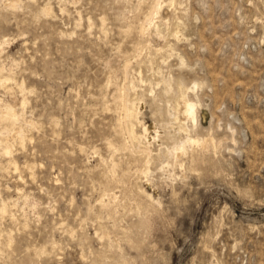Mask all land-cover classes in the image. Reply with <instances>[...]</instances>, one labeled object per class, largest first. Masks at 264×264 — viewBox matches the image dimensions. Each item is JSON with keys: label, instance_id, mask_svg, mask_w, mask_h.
Wrapping results in <instances>:
<instances>
[{"label": "rangeland", "instance_id": "rangeland-1", "mask_svg": "<svg viewBox=\"0 0 264 264\" xmlns=\"http://www.w3.org/2000/svg\"><path fill=\"white\" fill-rule=\"evenodd\" d=\"M8 1L0 264H264V0Z\"/></svg>", "mask_w": 264, "mask_h": 264}, {"label": "bare ground", "instance_id": "bare-ground-1", "mask_svg": "<svg viewBox=\"0 0 264 264\" xmlns=\"http://www.w3.org/2000/svg\"><path fill=\"white\" fill-rule=\"evenodd\" d=\"M154 2V1H153ZM18 3V0H9L7 2V4L9 5H17ZM155 3V2H154ZM158 4H160L159 0L156 1V4H155V8H157L156 6H158ZM47 4H44V8H43V11H48V10H51L49 5ZM153 7V6H152ZM154 11H157L154 10ZM151 13V12H150ZM155 14V13H154ZM148 15V13H147ZM151 15L149 14V16H147V18L145 19V22L146 20H150L151 19ZM154 17V16H153ZM153 20V19H152ZM90 22V21H89ZM144 23V22H143ZM147 23V22H146ZM145 23V24H146ZM150 24V23H149ZM77 25V24H76ZM148 25V24H147ZM141 26V25H140ZM143 26V25H142ZM146 27V26H145ZM143 31V29H141ZM145 31V30H144ZM143 33V32H142ZM145 33V32H144ZM5 42H7V37L3 36L2 38L0 37V45H3ZM139 42V41H138ZM145 46V45H144ZM144 49V48H143ZM156 50V49H155ZM143 52V51H142ZM141 52V53H142ZM140 56V55H139ZM138 56V57H139ZM127 64V63H126ZM4 67V66H3ZM1 69V67H0ZM3 69V68H2ZM126 69V68H125ZM126 73V71H125ZM124 73V74H125ZM123 74V72H122ZM11 78V76H1L0 75V84H4V82L8 81L9 79ZM13 79V78H12ZM128 79V77H127ZM130 81V80H127V82ZM23 83V81H22ZM24 84V83H23ZM23 84H20V89L21 91H23L25 89V87L23 86ZM128 85V84H127ZM124 86V85H123ZM128 87V86H127ZM126 87V88H127ZM130 87V86H129ZM123 88V87H122ZM121 90V89H120ZM129 90V89H127ZM117 92V91H116ZM127 94V93H125ZM180 95L181 97L179 99H177L176 103H175V106H174V111L170 113V115H173L172 118H174V120H177L178 117H179V114L181 113L182 116H184L185 118L189 119V120H192L193 123L192 124H197V120H196V103L190 99L188 97V95L186 93H184L183 91L180 92ZM128 96H129V93H128ZM121 98V97H120ZM130 98V97H129ZM129 98H124L123 99V111H124V114H125V118L129 121L130 123V127H129V133L131 134L132 137H138L137 136V132L135 131L134 127H133V122H132V119L136 117V113L137 111L135 112V109H134V105H135V102L132 100V97L131 99ZM116 100V98H115ZM118 100H121V99H118ZM26 100L25 98L23 97L21 100H20V103L21 105L23 106L25 104ZM119 103V102H118ZM121 103V104H122ZM122 111V110H121ZM120 112V111H119ZM121 113V112H120ZM20 112L17 111V109L14 107V105L10 102V101H6L4 100L3 98L0 97V124L3 122V121H7L6 125L2 127V129L0 130V134H5L4 137H1L0 136V148H2L3 150V153L5 154H8L11 152V141L9 139V133L10 131H12V129H14L15 133H16V139H19L21 143L24 142V138H25V132L21 126V124H18V120H19V116H20ZM119 116V115H118ZM181 116V117H182ZM121 117V116H119ZM119 120V119H118ZM121 120V119H120ZM136 120V119H134ZM140 120V119H139ZM30 121V120H29ZM126 121V122H128ZM182 121V120H181ZM31 122V121H30ZM174 122V121H173ZM177 122V121H176ZM129 123H128V126H129ZM179 122H177L178 124ZM30 124V123H29ZM33 124V123H32ZM31 124V125H32ZM140 124H141V129H142V134L143 136L145 137L146 139V142H150L152 136H150V133L148 131L149 129V126L148 124H144L143 122L140 121ZM176 124V125H177ZM186 125V124H185ZM151 127V126H150ZM185 127V126H184ZM178 131L180 132H183L184 134L179 137L178 140H174L173 143L167 147L166 149V153L169 156H172L173 159L175 160L177 158V156L179 155L180 151L183 150L184 148H190V146L193 144V143H197V144H201L203 143V140H200L198 139L197 136H193L192 133L185 128H183L181 125L178 124ZM122 134H124L122 132ZM142 136V135H141ZM15 137V136H14ZM213 138V137H212ZM12 140V139H11ZM215 140V139H214ZM125 141H127L125 139ZM212 141V140H211ZM131 142V141H130ZM109 143V142H108ZM128 143V142H126ZM134 143V141H133ZM139 143V142H138ZM137 143V144H138ZM112 145V144H111ZM140 145V144H139ZM138 145V146H139ZM110 146V145H109ZM125 147V146H124ZM137 149L138 147L135 146ZM111 148V147H110ZM142 149V151L144 150L146 153H147V161L149 160V156H150V149L148 147V145H142L140 147ZM136 149V150H137ZM143 151V152H144ZM169 160H166L164 162H161V165L160 167L161 168H164L165 166L169 165ZM141 193V192H140ZM111 195V194H110ZM146 195V194H145ZM150 198H151V195H149ZM147 196V197H149ZM117 197V196H116ZM116 197H114L116 199ZM149 198V199H150ZM153 199V198H151ZM3 200V199H2ZM114 200V199H113ZM154 201V200H153ZM156 201V200H155ZM6 208H7V205H6V202L5 201H2L1 203V206H0V211L4 212L6 211Z\"/></svg>", "mask_w": 264, "mask_h": 264}]
</instances>
